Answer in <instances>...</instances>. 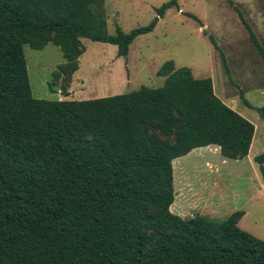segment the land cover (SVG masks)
Instances as JSON below:
<instances>
[{
  "label": "trees",
  "instance_id": "1",
  "mask_svg": "<svg viewBox=\"0 0 264 264\" xmlns=\"http://www.w3.org/2000/svg\"><path fill=\"white\" fill-rule=\"evenodd\" d=\"M102 2L0 0V264H264V240L238 225L243 210L221 221L170 210L174 159L209 145L242 159L252 145L254 124L214 93L210 77L168 60L157 87L85 100L32 95L24 45L54 44L73 72L82 38L124 57L178 8L168 0L148 24L111 34ZM255 109L264 118V106ZM254 160L264 164V153Z\"/></svg>",
  "mask_w": 264,
  "mask_h": 264
},
{
  "label": "rangeland",
  "instance_id": "2",
  "mask_svg": "<svg viewBox=\"0 0 264 264\" xmlns=\"http://www.w3.org/2000/svg\"><path fill=\"white\" fill-rule=\"evenodd\" d=\"M168 0H103L108 33L116 25L124 31L148 24L155 9ZM239 1V0H237ZM245 1V0H244ZM159 18L154 29L140 35L126 56L117 47L82 38L77 70L70 72L57 46L43 49L24 45L32 95L44 99L85 100L127 93L141 85L157 87L164 62L188 67L197 78L210 77L214 93L255 126L252 147L264 153V118L255 107L264 106V62L233 7H237L264 48V0H177ZM240 2V1H239ZM192 13L201 21L186 16ZM213 36L223 53L211 44ZM240 90L252 107L246 106ZM166 138V137H164ZM251 156V158H250ZM249 156L225 158L217 145L199 147L173 160L174 202L170 210L185 219L195 214L221 221L237 210L243 230L264 240V164Z\"/></svg>",
  "mask_w": 264,
  "mask_h": 264
},
{
  "label": "crops",
  "instance_id": "3",
  "mask_svg": "<svg viewBox=\"0 0 264 264\" xmlns=\"http://www.w3.org/2000/svg\"><path fill=\"white\" fill-rule=\"evenodd\" d=\"M236 1V3H240V4H242V3H244L245 1L244 0H239V1H237V0H235ZM253 140V139H252ZM253 142V141H252ZM211 146H214V145H209L208 147H211ZM257 149L258 148H253L252 147V145H251V147H250V150H249V152H248V154H247V156H249L250 155V152H252V157H253V159H254V156H255V154L257 153ZM250 158H251V156H250Z\"/></svg>",
  "mask_w": 264,
  "mask_h": 264
}]
</instances>
